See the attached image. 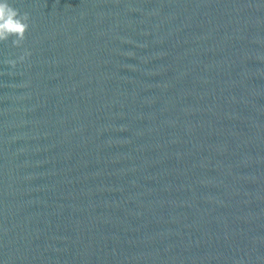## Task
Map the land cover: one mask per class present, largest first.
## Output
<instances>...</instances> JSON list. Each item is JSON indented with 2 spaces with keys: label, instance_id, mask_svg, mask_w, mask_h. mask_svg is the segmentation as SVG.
<instances>
[{
  "label": "water",
  "instance_id": "95a60500",
  "mask_svg": "<svg viewBox=\"0 0 264 264\" xmlns=\"http://www.w3.org/2000/svg\"><path fill=\"white\" fill-rule=\"evenodd\" d=\"M10 4L0 264H264V0Z\"/></svg>",
  "mask_w": 264,
  "mask_h": 264
},
{
  "label": "clouds",
  "instance_id": "9594fccd",
  "mask_svg": "<svg viewBox=\"0 0 264 264\" xmlns=\"http://www.w3.org/2000/svg\"><path fill=\"white\" fill-rule=\"evenodd\" d=\"M30 27L29 17L27 14H21L17 9L11 6L10 0H0V42L7 41L10 37L15 36L13 41L17 47H20L26 38ZM26 55H28L26 53ZM25 56H21L23 61ZM12 67L16 66V61L9 62Z\"/></svg>",
  "mask_w": 264,
  "mask_h": 264
}]
</instances>
